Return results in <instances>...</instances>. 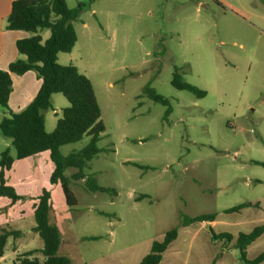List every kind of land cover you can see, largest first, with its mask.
Wrapping results in <instances>:
<instances>
[{"label":"rangeland","instance_id":"1","mask_svg":"<svg viewBox=\"0 0 264 264\" xmlns=\"http://www.w3.org/2000/svg\"><path fill=\"white\" fill-rule=\"evenodd\" d=\"M66 1L71 8L89 3ZM73 24L77 43L58 62L92 81L106 126L86 172L117 194L87 192L83 179L71 180L78 206L68 207L61 186L49 182L54 165L48 153L18 160L0 132V155L9 147L15 158L8 183L34 197L51 190L60 254L73 264H140L153 241L175 227L178 238L161 264H242L235 240L215 242L209 228L236 238L264 225V0H94ZM40 34L46 41L51 32ZM176 67L206 96L174 88ZM148 85L169 99L168 118L167 107L144 93ZM68 106L62 94L52 96L53 109L45 113L49 133ZM6 116L0 106V121ZM89 142L85 136L61 152ZM25 196L15 205L0 197V227L21 231L9 239L0 264L43 246L33 231L34 197ZM243 203L260 206L225 213ZM210 213L217 214L211 225L179 226L181 214ZM262 252L264 234L247 257Z\"/></svg>","mask_w":264,"mask_h":264},{"label":"trees","instance_id":"2","mask_svg":"<svg viewBox=\"0 0 264 264\" xmlns=\"http://www.w3.org/2000/svg\"><path fill=\"white\" fill-rule=\"evenodd\" d=\"M89 3H81L75 8L68 6L66 0H15L11 12L6 19L7 30L26 31L30 37L20 39L16 43L21 58L12 62L7 70L0 69V106L7 116L0 121L1 134L11 140L18 160L40 157L48 153L54 168L50 175L51 185H60L70 208L78 206V198L71 189V180H84L87 192L106 193L116 196L114 188L103 187L94 175L86 172L90 162L100 152L98 142L105 132L106 126L102 120V111L95 93L92 81L74 65H61L58 62L60 53H69L75 47L78 37L73 22L89 7ZM221 5L220 2L216 1ZM48 29L50 37L43 41L41 31ZM34 71L42 81L41 87L33 101L23 110L14 112L9 106L13 91L12 74L24 75ZM171 84L178 90L188 91L198 98L206 96L207 92L188 83L176 67ZM62 94L69 106L57 120L52 132L46 130L45 113L52 108V96ZM144 93L155 103L167 107L165 118L172 112V106L166 97L159 94L148 85ZM90 137L89 144L83 149L64 156L61 147L77 143L83 137ZM258 163V162H255ZM15 164L11 149L7 148L0 155V197L7 199L11 205L26 199L17 193L14 186L8 183L7 173ZM260 164V163H258ZM136 165V164H135ZM138 166V165H136ZM140 167V166H139ZM77 172L70 178L66 175L68 169ZM52 193L48 188H42L33 198L31 209L35 226L33 231L43 242L42 248L32 250L19 256L14 264H73L72 260L60 254L62 231L51 221ZM148 198L142 196L139 199ZM260 203H243L225 210L232 214L243 209L258 207ZM217 214H200L196 216L180 215L181 227H189L196 223H212ZM178 227L164 235L163 240L153 241L149 253L143 257L140 264H161L164 253L178 238ZM211 239L215 242L234 241L242 264H261L264 262V252L254 259L247 257L248 247L264 234V225L255 227L249 233H239L236 238L229 232L216 233L210 226ZM21 231L0 227V257L4 256L9 239L20 238ZM86 240H97L99 237H85ZM40 253L42 259L35 256ZM216 264V259L212 261Z\"/></svg>","mask_w":264,"mask_h":264},{"label":"crops","instance_id":"3","mask_svg":"<svg viewBox=\"0 0 264 264\" xmlns=\"http://www.w3.org/2000/svg\"><path fill=\"white\" fill-rule=\"evenodd\" d=\"M13 1L15 0H0V69L2 70H7L12 62L21 58L16 47L17 41L31 36L26 31L6 29V19L11 12ZM12 79L13 91L9 99V106L14 112H19L33 101L41 87L42 81L34 71H29L20 76L12 74ZM25 185L27 187L30 183ZM25 192L27 191L24 189L21 195L31 196ZM205 224L211 225L212 223Z\"/></svg>","mask_w":264,"mask_h":264}]
</instances>
